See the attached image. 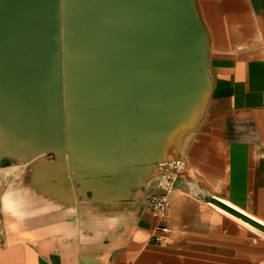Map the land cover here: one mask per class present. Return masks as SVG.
<instances>
[{
    "label": "water",
    "instance_id": "obj_1",
    "mask_svg": "<svg viewBox=\"0 0 264 264\" xmlns=\"http://www.w3.org/2000/svg\"><path fill=\"white\" fill-rule=\"evenodd\" d=\"M209 44L197 0H0V168L54 204L143 211L207 116Z\"/></svg>",
    "mask_w": 264,
    "mask_h": 264
},
{
    "label": "crops",
    "instance_id": "obj_2",
    "mask_svg": "<svg viewBox=\"0 0 264 264\" xmlns=\"http://www.w3.org/2000/svg\"><path fill=\"white\" fill-rule=\"evenodd\" d=\"M197 1L213 92L166 219L54 204L27 164L0 168V264H264V0Z\"/></svg>",
    "mask_w": 264,
    "mask_h": 264
},
{
    "label": "built area",
    "instance_id": "obj_3",
    "mask_svg": "<svg viewBox=\"0 0 264 264\" xmlns=\"http://www.w3.org/2000/svg\"><path fill=\"white\" fill-rule=\"evenodd\" d=\"M184 159H177L168 162L163 166V175L157 185L148 194L149 207L162 220L166 219L167 212L171 206L170 196L176 189L177 180L186 169ZM159 228L166 230L167 226L159 225Z\"/></svg>",
    "mask_w": 264,
    "mask_h": 264
},
{
    "label": "bare ground",
    "instance_id": "obj_4",
    "mask_svg": "<svg viewBox=\"0 0 264 264\" xmlns=\"http://www.w3.org/2000/svg\"><path fill=\"white\" fill-rule=\"evenodd\" d=\"M213 202L220 209L227 211L228 213H235V208L225 201L213 200ZM253 229L264 235V222H261L259 226H253Z\"/></svg>",
    "mask_w": 264,
    "mask_h": 264
}]
</instances>
